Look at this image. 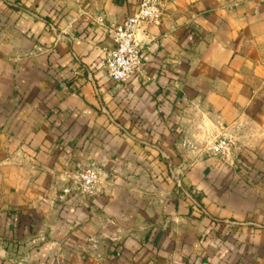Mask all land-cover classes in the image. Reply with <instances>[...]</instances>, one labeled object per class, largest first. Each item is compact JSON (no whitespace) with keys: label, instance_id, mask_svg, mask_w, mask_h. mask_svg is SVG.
<instances>
[{"label":"crops","instance_id":"0c3cea01","mask_svg":"<svg viewBox=\"0 0 264 264\" xmlns=\"http://www.w3.org/2000/svg\"><path fill=\"white\" fill-rule=\"evenodd\" d=\"M137 1L0 0V264H264V0H166L116 84Z\"/></svg>","mask_w":264,"mask_h":264},{"label":"built area","instance_id":"2783aa9c","mask_svg":"<svg viewBox=\"0 0 264 264\" xmlns=\"http://www.w3.org/2000/svg\"><path fill=\"white\" fill-rule=\"evenodd\" d=\"M165 2L166 0H138L134 13L123 23L107 27L110 44L104 49L105 58L101 66L112 82L127 85L134 78L143 75L142 44L137 36L146 27L161 24ZM96 22L101 26L105 25L102 18H97ZM75 74L80 75V72ZM209 152L228 158L231 154L230 142L218 140L210 146ZM99 180L97 168L91 166L79 169L69 175L63 197L71 198L76 204H85L96 196Z\"/></svg>","mask_w":264,"mask_h":264},{"label":"rangeland","instance_id":"374dc122","mask_svg":"<svg viewBox=\"0 0 264 264\" xmlns=\"http://www.w3.org/2000/svg\"><path fill=\"white\" fill-rule=\"evenodd\" d=\"M97 23V22H96ZM231 155V154H230ZM93 167H95V168H97L98 169V167H96V166H93ZM253 264H256V263H253Z\"/></svg>","mask_w":264,"mask_h":264}]
</instances>
